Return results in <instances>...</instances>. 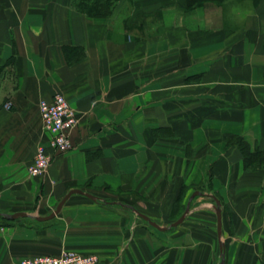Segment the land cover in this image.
<instances>
[{
    "label": "crops",
    "instance_id": "1",
    "mask_svg": "<svg viewBox=\"0 0 264 264\" xmlns=\"http://www.w3.org/2000/svg\"><path fill=\"white\" fill-rule=\"evenodd\" d=\"M0 0V264L65 250L98 264H215L214 200L224 264H264V0ZM95 12V11H92ZM65 95L72 148L32 177L47 139L38 104ZM184 211V210H183ZM183 213V212H182ZM220 260V257H219ZM219 263V262H218ZM217 263V264H218Z\"/></svg>",
    "mask_w": 264,
    "mask_h": 264
},
{
    "label": "built area",
    "instance_id": "2",
    "mask_svg": "<svg viewBox=\"0 0 264 264\" xmlns=\"http://www.w3.org/2000/svg\"><path fill=\"white\" fill-rule=\"evenodd\" d=\"M38 108L47 139L36 146L33 161L28 166L32 177L43 175L55 154L72 148L70 132L77 122L72 107L62 93L54 94L50 101L41 100ZM18 264H98V258L94 254L65 250L58 255L24 257Z\"/></svg>",
    "mask_w": 264,
    "mask_h": 264
},
{
    "label": "water",
    "instance_id": "3",
    "mask_svg": "<svg viewBox=\"0 0 264 264\" xmlns=\"http://www.w3.org/2000/svg\"><path fill=\"white\" fill-rule=\"evenodd\" d=\"M73 194H80V195H83L85 197H88L89 199L93 200V201H101L103 203H106V204H117V205H120L126 209H129L130 211L134 212L138 217H140L141 219H143L144 221H146L150 226L160 230V231H167L169 230L170 228H173V227H176L178 226L179 224H181L183 222V220L185 219V217L187 216V214L189 213L190 211V201L192 200L193 197H195L196 195H202L203 193L199 192V191H196L194 192L186 206H185V209L183 211V213L180 215V217L178 219H176L175 221H173L172 223H170L169 225H166V226H162V225H159L158 223H156L155 221H153L150 217H148L147 215H145L144 213L138 211L136 208H134L133 206H130V205H127V204H124V203H121V202H110V201H106V200H103V199H100L88 192H85V191H82L80 189H72L70 191H68L67 194L64 195V197L59 201V203L56 205L54 211H52L49 215L47 216H36V215H32L30 213H24V212H17V213H12V214H7V213H1L0 212V216L1 217H4V218H7V219H16V218H20V217H28V218H33V219H36V220H39V221H45V220H49L53 217H55L61 210L62 206L64 205L65 201ZM206 196H209L211 197L213 200H214V205H213V209H214V212H215V215H216V233H217V238H218V244H219V257H220V260H219V263L218 264H224L225 262V252H224V243H223V240H222V220H221V203L219 201V199L214 196V195H210V194H206Z\"/></svg>",
    "mask_w": 264,
    "mask_h": 264
},
{
    "label": "trees",
    "instance_id": "4",
    "mask_svg": "<svg viewBox=\"0 0 264 264\" xmlns=\"http://www.w3.org/2000/svg\"><path fill=\"white\" fill-rule=\"evenodd\" d=\"M114 2L115 0L80 1L76 6L89 16H106L110 13ZM236 144L244 156L246 168L264 167V151L252 153L249 151L247 144L238 138H236ZM177 208L180 211L181 206Z\"/></svg>",
    "mask_w": 264,
    "mask_h": 264
},
{
    "label": "rangeland",
    "instance_id": "5",
    "mask_svg": "<svg viewBox=\"0 0 264 264\" xmlns=\"http://www.w3.org/2000/svg\"><path fill=\"white\" fill-rule=\"evenodd\" d=\"M185 208L183 207H181L180 208V211H178V213H176L173 217H174V219H172V221H175L176 219H178L179 217H180V215L182 214V212H183V210H184ZM183 223H184V220H183V222L181 223V224H179L178 226H176L175 228H180V227H182L183 228ZM216 257H215V264H217L218 262H219V255H218V253H216V255H215Z\"/></svg>",
    "mask_w": 264,
    "mask_h": 264
}]
</instances>
